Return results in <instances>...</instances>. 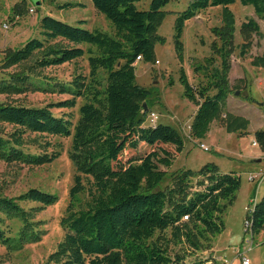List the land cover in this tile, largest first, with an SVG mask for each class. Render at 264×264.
<instances>
[{
	"label": "trees",
	"instance_id": "obj_1",
	"mask_svg": "<svg viewBox=\"0 0 264 264\" xmlns=\"http://www.w3.org/2000/svg\"><path fill=\"white\" fill-rule=\"evenodd\" d=\"M171 1L151 0L149 10L141 11L139 0H92L95 9L113 24L114 36L45 16L39 22L41 38L5 52L2 69L17 71L0 81V97L39 93L70 97L43 108L0 102V127L10 128L7 132L0 128V162L31 168L50 166L61 154L49 152L52 144L48 141L42 143L27 135L72 138L69 159L77 175L61 220L65 237L45 264H217L213 258L192 262L187 258L211 251L214 239L225 231L224 215L236 199L241 178L235 173L224 174L212 164L198 172L161 170H169L174 162L164 146H173L180 154L184 138L172 127L146 125L150 92L137 84L138 58L156 63V44L166 43L158 29L166 17L163 9ZM237 3L253 8L264 20V0H193L176 20L175 49L183 61L186 23L210 8L222 9V26L213 31L219 39L212 45L213 56L206 60L207 67L196 68V74H205V82L195 87L184 71L180 78L184 96L198 108L190 127L194 141L205 138L216 121H222L229 133L248 134L250 121L226 112L232 93L236 33L230 7ZM78 6L83 7L65 4L60 10ZM24 12V5L16 6L12 23L15 17L21 20ZM241 31L246 39L252 33L264 38L254 20L243 24ZM249 47L250 43L242 46L241 56ZM85 57L88 76L78 74L64 83L43 73ZM251 64L264 69V55ZM80 99L84 104L75 125L52 113L54 107L74 109ZM255 142L264 153V129L255 133ZM34 145L41 150L32 154L27 146ZM127 151L133 154L125 160ZM81 194H87L86 203L80 200ZM58 201V196L39 189L15 198L0 194V245L15 253L41 242L45 222L37 219L38 214ZM28 205L33 207L27 209ZM248 220L253 236L264 230V197L250 209ZM9 222L19 224L14 234Z\"/></svg>",
	"mask_w": 264,
	"mask_h": 264
},
{
	"label": "rangeland",
	"instance_id": "obj_2",
	"mask_svg": "<svg viewBox=\"0 0 264 264\" xmlns=\"http://www.w3.org/2000/svg\"><path fill=\"white\" fill-rule=\"evenodd\" d=\"M192 1L172 0L163 9L166 17L158 29V35L164 38L166 43L156 44V63L140 62L137 65V84L150 92L148 101L150 110L145 123L151 125L150 114L154 113L159 117L157 122L159 125L178 130L184 138V148L180 154L176 153L173 146H164L172 153L174 162L169 170L160 167L161 170L170 173L187 170L198 172L212 164L224 174L235 173L241 178V188L236 194V199L224 215L226 230L214 239L215 258L220 259L217 264H224L225 260L229 264H243L242 257L237 255L238 251H241L249 260V264H264V230L253 236L245 225L250 209L264 197V179L262 185L260 187L258 185V180L264 174V157L257 158V155L263 152L259 146H253L255 133L264 129V69L254 68L251 64L255 57L264 55V38L252 33L246 39L241 31L243 24L254 20L264 34V20L257 17L251 7H242L240 3L230 7L236 20V33L235 51L231 56L232 93L228 99L226 112L247 118L250 121L248 134L229 133L222 121H216L211 125L205 138L194 141L190 135V126L193 124L197 107L184 96L180 78L184 71L189 82L195 87L202 81L205 82V74L202 71L196 74V68L207 67L206 60L213 56L212 45L219 42L213 31L222 26V9L210 8L186 23L182 38L184 56L183 61H180L175 49V24L178 16L188 9ZM150 3L151 0H139L137 7L141 11H148ZM65 4H81L83 7L60 10ZM23 5L25 12L21 16L22 19L12 23L16 16L14 8ZM32 8L35 9L34 14L30 13ZM45 16L89 31H102L110 36H114L115 33L113 24L95 9L92 0H0V81L8 79L9 73L17 71L12 69L7 72L2 69L5 52L9 49H19L31 39L41 38L39 22ZM80 21L86 23L79 25ZM245 43H250V47L243 57L241 52ZM89 72L88 59L85 57L77 63L48 69L43 73L59 82L68 83L76 75L88 76ZM236 93L239 95L236 96ZM69 99L70 97L65 95L39 93L12 99L0 97V102L43 108ZM83 104L84 101L80 99L74 109L54 107L51 110L56 117L70 119L75 125ZM0 128L4 129V126ZM4 130L7 132L10 128L5 127ZM28 136L32 139L37 138V141L42 143L48 141L52 144L49 152L57 151L61 156L50 166L41 168L0 162V194L15 198L31 189H39L58 196L59 201L38 214L37 219L45 222L42 227L45 233L42 241L28 245L24 250L15 253H10L0 245V264H45L65 237L61 220L70 205V191L75 185L77 175L69 159L72 138ZM200 144H205L209 151L202 150ZM144 149L146 152L149 150ZM27 150L34 154L41 149L34 145L27 146ZM132 154V151H127L124 159H128ZM260 159L262 161L258 162ZM252 177L257 178L256 185L251 181ZM84 183L88 188L87 179ZM80 200L86 203L87 194H81ZM30 207L33 206H26L27 209ZM8 225L13 234L18 230L19 224L16 222H9ZM174 250L180 252L181 247H175ZM204 258H212L210 251L188 257L187 262Z\"/></svg>",
	"mask_w": 264,
	"mask_h": 264
},
{
	"label": "built area",
	"instance_id": "obj_3",
	"mask_svg": "<svg viewBox=\"0 0 264 264\" xmlns=\"http://www.w3.org/2000/svg\"><path fill=\"white\" fill-rule=\"evenodd\" d=\"M30 13L31 14H34L35 13V9L34 8L30 9ZM19 20H20V17H15L14 23H16ZM7 28H8V26H7ZM141 61H142V58L139 57L138 60H137V63H139ZM158 120H159V117L156 114H154V113H151L150 114V123H151V125L155 126L157 124ZM253 146L258 147V144L256 142H254L253 143ZM200 148L202 150H204V151H209V148L205 144H200ZM256 179L257 178L252 177L251 178V181H255ZM263 179H264V174L261 176V178L259 180L262 181ZM245 225H246L247 231H249L250 230V227H251V221L248 220L245 223ZM241 257H242V260H243V264H249V260L248 259H246L243 255H241Z\"/></svg>",
	"mask_w": 264,
	"mask_h": 264
},
{
	"label": "crops",
	"instance_id": "obj_4",
	"mask_svg": "<svg viewBox=\"0 0 264 264\" xmlns=\"http://www.w3.org/2000/svg\"><path fill=\"white\" fill-rule=\"evenodd\" d=\"M197 109H198V108H197ZM190 127H191V126H190ZM254 142H255V141H254ZM254 142H253V143H254ZM257 156H258L257 158H261V157H264V154L262 153V154L257 155ZM261 161H262V159H260L258 162H261ZM256 162H257V160H256ZM252 182L256 185L257 179H256L255 181H252ZM262 183H263V181H259V180H258V185H259V187H260V185H262ZM225 230H226V229H225ZM213 243H214V242H213ZM245 249H246V248H244V250H245ZM210 253H211V255H212V258L215 259L216 262H218V261L220 262V259L217 260V258H215V253H216V251H215V247H214V246H213L212 250L210 251ZM237 255H238V256H241V255H242L241 251H238ZM226 262H227V261L225 260V261H224V264H229V262H227V263H226Z\"/></svg>",
	"mask_w": 264,
	"mask_h": 264
},
{
	"label": "water",
	"instance_id": "obj_5",
	"mask_svg": "<svg viewBox=\"0 0 264 264\" xmlns=\"http://www.w3.org/2000/svg\"><path fill=\"white\" fill-rule=\"evenodd\" d=\"M239 95V93H236V96H238ZM144 107H145V110H147V105L146 104H144Z\"/></svg>",
	"mask_w": 264,
	"mask_h": 264
}]
</instances>
